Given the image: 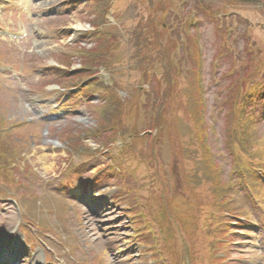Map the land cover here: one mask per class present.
I'll return each mask as SVG.
<instances>
[{
    "label": "rangeland",
    "instance_id": "rangeland-1",
    "mask_svg": "<svg viewBox=\"0 0 264 264\" xmlns=\"http://www.w3.org/2000/svg\"><path fill=\"white\" fill-rule=\"evenodd\" d=\"M163 1L169 0L0 1V29L27 30L26 36L20 40L0 36V75L12 71L7 74V78L0 76V108H4L0 123L3 122L2 119L12 121L4 126L5 129L9 127L14 130L12 134L0 135V148L4 146L1 150L13 155V170H9L13 182L2 181L3 176L0 175V235L11 240L16 238L17 242H25L27 239L28 243L29 240L36 239L39 264H54L45 263L47 251H44L53 241L54 254H67L65 246H69L70 242L75 248V256L78 258L85 255L81 258L89 264L93 263V257L91 260L86 257L90 253H99L102 256L100 262L95 261L97 264H151L147 247L134 242V231L132 232L130 224L127 223V216L123 211H127V214L132 211L137 214L145 213L137 219H155L153 214L157 208L152 205L156 203L153 200L156 196L153 180L149 176L147 179H135L134 175H126L122 180L120 174H113L111 179L106 178L99 188H95L91 178L99 169L117 166V163L112 162L109 150L102 145L105 137L103 131L110 129L109 122L113 125L111 119L106 125H101L104 117L100 115L99 109L108 105L104 98H108L111 90H114L118 98L128 99L130 105L134 106L137 100L140 101V97L142 100L146 95L137 91L141 83L139 68L143 61L139 63L136 56H129L131 52L136 53V45L141 42L129 32L137 31L138 22H146L153 3ZM195 1L188 0L187 9H181L180 0H171V9L181 15L183 26L189 20V13ZM201 1L207 9L219 11L220 15L229 11L231 14L230 17H211L217 20L215 23L203 16L194 22L192 36L201 49L192 39L190 43L201 50V58L196 62L190 61L189 55L184 58L182 73L178 75L184 85L183 105H172L180 111L175 118L173 114L170 115L171 129L167 123V129L165 125L161 129L153 128L152 135L150 134L152 139L155 135V149L159 154L157 157L166 166H161V163L154 164V168L148 170L147 160L139 158L140 154L137 158L133 156L130 161L135 174L143 169V175L149 171L156 177L162 175L164 178L168 175L170 178L173 151L167 141L168 133L172 132L180 138L183 135L182 139L185 137L189 140L187 136L190 135L191 129L187 105L192 111H196L198 104L201 105L202 117L209 127V144L214 152H217L219 160L209 173L213 179L212 187H204L199 192L210 197L206 208L198 210L194 200L192 203L191 194L188 192L186 195L181 189V193L188 198V203L184 217H176L177 222L170 223V226L174 227L173 234L169 228L163 226L161 231L156 232V236L149 237L153 239L151 245L160 243V250H164L163 254L168 253L166 256L172 261H178L180 258L185 260L184 256L189 253L184 248L186 237L184 236L183 241L179 238L182 229L186 232L192 224L209 216L211 222L220 219V213L213 211V202H216L214 199L219 195L218 205H223L225 197H222L221 190L224 192L225 182L235 187L232 188L235 195L229 201L232 208V215L229 217H251L261 221V224L264 222V181L255 179V176L260 177L258 172L246 173L248 168H242L229 155L233 143L238 142L237 139L233 140V132L230 129L233 127V120L240 115L239 111L232 109V100L229 99V94H232V82L237 81L238 93L241 95L246 90L244 86H239L241 79H248L253 74L250 81H264V8L247 0ZM30 7H34V10L28 13L25 8ZM117 22L120 25L118 29L109 31L108 26ZM127 29L129 32L123 37L127 45L122 41L115 44L116 35ZM162 41L164 42V39ZM191 44L183 46L180 50L192 48L196 59V51ZM85 50L97 53L98 56L87 57ZM96 57L101 59L102 63L105 61L102 67L93 72L83 69L85 65L88 67L93 64L95 60L91 58ZM149 62L150 60H146V64ZM132 65H135L134 70H131ZM148 66L149 75L155 73V79L158 81L163 72L160 70V64ZM83 73L88 75L84 76ZM87 80L99 82L101 92L86 88ZM145 80L146 78L142 83H145ZM199 81H204L205 94L196 87L199 86ZM147 83L150 84L146 82L145 87H149ZM161 100V97L157 99L159 103ZM57 108L61 109L60 114L56 113ZM256 116L251 131L252 139L248 138V142L261 149L264 146V102L256 105ZM149 118L151 119L149 113L142 109L137 118L140 129L147 128V131H152L151 127L149 128ZM123 128L126 133H131L128 131V124H123ZM5 129L1 132H5ZM99 129L101 130L97 131ZM187 129L188 132L185 131ZM92 131L98 138L91 137ZM146 134L148 133H145V136ZM130 141L134 143L138 138ZM144 142L146 148L151 144L148 139ZM140 143L143 144L141 140ZM255 143H259V146ZM90 148L93 151H90ZM146 148L144 146V149ZM256 150L258 149H251V152ZM80 152L85 153L87 159L84 160L82 154H78ZM135 153L137 154L138 150ZM129 156L130 154L115 155L121 159L122 165ZM82 162L84 164H81ZM219 163L221 166L218 175L215 166ZM70 164L81 167L76 169L75 175L68 178L67 167ZM125 168L130 169V166L125 165ZM248 176L252 177V180L249 179L252 192L240 185V179L244 180ZM217 179L221 180L220 185L219 181H215ZM121 182L130 186L126 192L122 189ZM92 189L95 193L91 194L89 191ZM116 192L121 199L118 198V202L111 208ZM257 197L260 200H257ZM98 204L96 212L92 213L91 209L94 210ZM233 219V222L251 225L245 223L242 218L239 221ZM206 220L202 221L203 224H207ZM231 225L239 232L230 237L228 233L220 231L219 226L216 230L210 226L208 233H201L200 236L206 245L203 244L199 248L197 255L212 258V264H226L229 262L227 258H220V262H216L213 256L214 252L228 254L224 244L219 242L220 238L225 237L234 242L229 245L230 257H233L231 264H264V225L256 231L252 226ZM25 227L28 234L23 233ZM104 228L110 234L101 232ZM243 229L248 230L250 234H245ZM169 234L172 236L169 237ZM101 235L104 239L102 242L93 241ZM197 235L198 232L191 238L187 236V240L194 242ZM111 240L115 242H110ZM26 243L25 247L10 249L21 264H31L34 258ZM210 243L217 246L212 249ZM173 245L175 249L172 248ZM81 250L90 253L86 254ZM163 254L159 252L158 255L160 257ZM51 259L55 260L52 257ZM190 260H194V254H191ZM56 264L63 263L57 261Z\"/></svg>",
    "mask_w": 264,
    "mask_h": 264
},
{
    "label": "trees",
    "instance_id": "trees-1",
    "mask_svg": "<svg viewBox=\"0 0 264 264\" xmlns=\"http://www.w3.org/2000/svg\"><path fill=\"white\" fill-rule=\"evenodd\" d=\"M198 4V2H197ZM200 9H203L202 5H197ZM162 10V5L154 9L150 21L143 25L140 23L137 27H140L141 33L144 37L139 38L140 42L136 46V60L140 63L141 72H148V65L160 64V69L163 71L161 78L157 81L155 75L153 74V89L149 92L146 99L145 110L148 111L151 119L149 118L150 127L162 128L166 123L171 125L173 111L169 112L170 102L173 100L182 105V96L179 99H174L175 95L179 94L180 85L182 80L177 78V70L182 65L183 54H179V50H176V43L180 40V35L176 34L178 32L168 33L170 29L173 28V22L169 19L168 22L160 21L158 14ZM204 10V9H203ZM135 32V35L137 33ZM176 35V36H175ZM164 39V42L162 41ZM146 60H150L149 64H146ZM135 65H132L131 70H134ZM253 74L250 75V77ZM149 78L147 75L146 79ZM159 85V88H158ZM177 86V87H176ZM141 87L137 88L140 93ZM146 91V89H144ZM169 94V95H168ZM162 98L159 103L157 99ZM239 100V99H238ZM108 105L100 107V115L104 117L101 125H106L109 119L112 120L113 125L110 122L108 127L112 128V133L116 137L121 138L123 141L122 150L130 151L131 153L136 146V143L129 141L137 137L139 139L140 128L138 123V116L140 115V104L134 106L130 105V100L120 99L115 95L114 90H111L110 96L106 98ZM130 107V108H128ZM161 110H159L158 108ZM168 109V112L166 110ZM156 111V112H155ZM192 121L190 127L192 128L190 135L186 140L185 137H173L171 140L170 148L173 151L172 165L170 166L171 174L175 175L170 177L171 180H167V176L158 175L156 177L155 184V199H157L160 208L164 210L165 214H170V218L184 217L186 213V203H188V198L181 193V189L185 191V194L189 192L191 194L192 203L195 201V205L198 206V210L206 208L207 200L210 201V197L203 196L199 194L200 190L204 187H212L213 179L210 178L212 168H214L212 151L213 147L211 144L205 140L203 136V127L199 122H195L194 114L189 112ZM111 116V117H110ZM110 117V118H108ZM125 124L129 126L128 131L131 133H126L125 129H122V125ZM144 129V128H143ZM101 129L97 130L100 131ZM201 131V132H200ZM142 138V137H141ZM154 140L152 141L153 150L141 151L143 156H148L146 163L149 165V169L154 168V164L161 163L158 157L154 153ZM152 156L154 157L152 160ZM148 167V166H147ZM169 169V167H168ZM148 173V171H147ZM216 181V180H215ZM174 182V184H173ZM218 196L215 197L217 199ZM214 199V200H215ZM163 212V213H164ZM199 213V212H198ZM188 214V213H187ZM193 216V215H192ZM164 218L165 215H164ZM193 218V217H191ZM178 219H168V222H176ZM183 236H185V231L181 230Z\"/></svg>",
    "mask_w": 264,
    "mask_h": 264
}]
</instances>
